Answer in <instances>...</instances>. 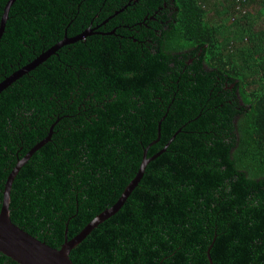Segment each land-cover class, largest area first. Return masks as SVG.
Wrapping results in <instances>:
<instances>
[{"label": "trees", "instance_id": "trees-1", "mask_svg": "<svg viewBox=\"0 0 264 264\" xmlns=\"http://www.w3.org/2000/svg\"><path fill=\"white\" fill-rule=\"evenodd\" d=\"M8 0H0V22ZM15 0L0 38V209L74 264H264V0ZM237 14V16H236ZM236 16V17H234ZM264 21V17H263ZM174 136V137H173ZM173 137V138H172ZM0 264H20L0 252Z\"/></svg>", "mask_w": 264, "mask_h": 264}, {"label": "water", "instance_id": "water-1", "mask_svg": "<svg viewBox=\"0 0 264 264\" xmlns=\"http://www.w3.org/2000/svg\"><path fill=\"white\" fill-rule=\"evenodd\" d=\"M15 0H8L4 7V12L0 22V38L3 34L6 20L8 18V12L11 5ZM87 32H83L74 38L65 37L62 41L51 47L48 51L41 54L38 58L32 62L24 65L20 69L13 72L11 75L6 77L0 82V92L10 85L17 78L27 73L29 70L34 68L40 62L45 60L50 54L55 52V50L64 43L72 40L80 39ZM51 132L42 139L40 142L35 144L23 157L19 158L16 165L11 170L5 182V187L3 190V201L2 207L0 209V252L9 256L13 260L20 264H74L70 258V251L77 246L95 227L100 223L105 221L107 218L111 217L116 213L121 206L126 201L127 197L130 195L132 190L137 186L140 179L142 178L147 164L153 160L156 156L160 155L166 150V147L158 151L151 157L147 156V149L150 145L156 143L160 138V122L158 127V137L153 140L144 150L142 162L138 168L135 177L130 181L127 187L124 189L118 200L111 207L105 209L96 217H94L77 235L73 238L68 239L66 237L64 243L60 248H55L48 245L46 242L39 240L37 237L33 236L26 230L22 229L16 225L10 218L9 203H10V191L12 187L13 180L21 167L28 161V159L33 155V153L39 149L43 144L50 140ZM174 137V136H173ZM172 137V138H173ZM208 258L210 264H213L210 254L208 253Z\"/></svg>", "mask_w": 264, "mask_h": 264}, {"label": "rangeland", "instance_id": "rangeland-1", "mask_svg": "<svg viewBox=\"0 0 264 264\" xmlns=\"http://www.w3.org/2000/svg\"><path fill=\"white\" fill-rule=\"evenodd\" d=\"M259 1L260 0H257V2L253 3L252 5L246 6L245 8L251 12L259 13L258 10L262 9L261 7H259V5H260ZM263 9H264V7H263ZM236 16H237V14H236ZM236 16H234V17H236ZM263 17L264 16L261 14V16L255 20V27L259 28L260 26H262L264 24Z\"/></svg>", "mask_w": 264, "mask_h": 264}, {"label": "flooded vegetation", "instance_id": "flooded-vegetation-1", "mask_svg": "<svg viewBox=\"0 0 264 264\" xmlns=\"http://www.w3.org/2000/svg\"><path fill=\"white\" fill-rule=\"evenodd\" d=\"M88 32V31H87Z\"/></svg>", "mask_w": 264, "mask_h": 264}]
</instances>
